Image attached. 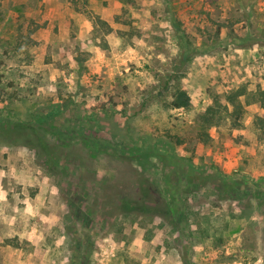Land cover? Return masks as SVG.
<instances>
[{"label": "rangeland", "instance_id": "obj_1", "mask_svg": "<svg viewBox=\"0 0 264 264\" xmlns=\"http://www.w3.org/2000/svg\"><path fill=\"white\" fill-rule=\"evenodd\" d=\"M0 74V122L53 114L43 135L67 148L52 175L0 138V264H264V108L197 137L213 96L264 90V0H0ZM176 88L189 108L169 105ZM176 137L166 169L135 166L151 206L178 169L172 213L104 205V183H137L102 150Z\"/></svg>", "mask_w": 264, "mask_h": 264}, {"label": "trees", "instance_id": "obj_2", "mask_svg": "<svg viewBox=\"0 0 264 264\" xmlns=\"http://www.w3.org/2000/svg\"><path fill=\"white\" fill-rule=\"evenodd\" d=\"M242 96L251 97L252 100L246 101V103L243 104L240 99ZM171 97L172 99L169 105L172 109H187L191 105L190 96L184 89L176 88ZM256 102H259L261 107L264 108V90L257 89L254 92H248L245 88L239 87L236 90H230L225 93L224 103H222L217 96H213L211 103L207 106L200 119L197 134L199 141L204 144L208 143L211 139L209 133L210 129L218 127L225 120L237 125L245 112L244 105ZM54 117L53 114H37L33 118L35 121L34 123L30 121H17L12 123L0 122V138L8 142L12 141L33 148L37 154L44 159V165L52 175L55 173L56 169L61 166L60 161L63 158V152L67 150L66 143H57L54 147L50 146L43 135L44 124L48 125L52 130L56 128L53 125ZM255 125L264 133V118L259 116L256 117ZM54 131L57 133L56 129ZM169 138L172 139L174 136H169ZM176 138V140L163 142V146L168 145L165 148H162L165 152L159 151L158 148L155 149L157 144L152 145L154 146L153 149L150 142L144 141L140 142V144L134 143L132 147L127 149H113L111 152H109L108 149L102 150L110 156V159H115L121 166L132 168V170L135 171L133 177L136 178L134 183L136 182L138 184H136L137 187H135L136 191H122L121 194H124L121 196L117 195L116 197L109 194L110 188H113L114 186L104 183L102 186V189L105 192L103 197V202H105L104 205H108L111 211L119 212L122 215H129L135 212L146 214L151 210L155 211L158 216H163V213L167 215L172 213V207L170 206L172 205V202L170 199L173 198L175 188L171 187V176L174 174L173 171L176 173L178 169H172L173 167H171V170H164L163 172L164 194L169 197V200H164L161 203L151 206L148 203L149 201H152V199H150L149 191L147 188H142L146 178H144L145 176L142 171L140 172L135 166L141 168V166L150 163L151 158H157L164 163L163 166L166 169L169 165L167 160L170 156L165 153L168 150L169 144L173 143L174 145H181L185 142L183 138ZM69 146L72 147L71 145ZM170 149L172 150L173 147H170ZM82 165L84 168H87V163L85 164L83 162Z\"/></svg>", "mask_w": 264, "mask_h": 264}]
</instances>
